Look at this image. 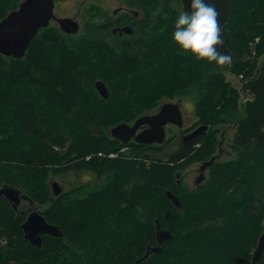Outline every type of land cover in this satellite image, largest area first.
<instances>
[{"label":"trees","instance_id":"trees-1","mask_svg":"<svg viewBox=\"0 0 264 264\" xmlns=\"http://www.w3.org/2000/svg\"><path fill=\"white\" fill-rule=\"evenodd\" d=\"M20 1L0 0V19ZM123 1L145 13L131 35L112 36L113 23L100 20L72 37L50 22L22 58L0 53V186L20 189L63 231L60 238L43 235L39 248L31 245L20 226L29 210H14L0 196V264H133L156 244V219L173 237L137 264H250L264 231V68L257 61L264 53V0H228L232 59L223 65L198 59L172 39L181 0ZM224 71L251 96L242 107ZM188 94L200 122H236L229 140L235 155L213 163L205 183L190 191L176 183L184 168L177 160L207 158L212 137L165 159L141 144L121 151L128 144L108 132L154 110L165 96ZM70 170L96 179L80 195L52 199L48 174ZM167 189L182 209L173 207Z\"/></svg>","mask_w":264,"mask_h":264},{"label":"water","instance_id":"water-1","mask_svg":"<svg viewBox=\"0 0 264 264\" xmlns=\"http://www.w3.org/2000/svg\"><path fill=\"white\" fill-rule=\"evenodd\" d=\"M209 2L214 4L219 14L217 19L223 43L219 45L218 50L230 57V60L227 62L229 63L232 59V54L227 47L229 35L224 28V24L229 17V2L228 0H209ZM54 4L55 0H21L15 9H12L0 19V53L5 56L22 58L38 30L47 27L51 21H55L64 33L78 32L80 30V23L73 17L57 16L54 13ZM181 5L184 11L187 10L188 0H181ZM122 29L130 32L129 27H123ZM94 85L102 97L106 98L108 96V90L103 81L97 80ZM181 116L179 104L167 101L161 104L157 112L142 114L132 124L126 122L117 123L108 132L112 138L118 139L122 143H127L131 138L139 143L162 142L164 139L163 126L169 121L176 123L181 119ZM142 124H148V127L140 132H136L137 128ZM198 129H195L190 136L195 137ZM213 161L214 157L212 156L201 167L204 168ZM176 175L178 176L179 173ZM59 189V185L54 182L52 194L56 195ZM164 194L171 200V204L174 207H181V201L170 190H165ZM0 196L4 197L14 210H17V205L20 201H27L29 203L30 206L27 208L29 212L20 226L24 239L29 241L31 245L39 248L42 244L43 235L54 237H61L63 235L61 227L57 224L49 223L38 211L33 200L22 193L20 189L3 184L0 186ZM171 217L170 210H167L164 214V220L169 223ZM155 231L156 244H148L144 254L137 258L133 264L145 260L149 254L161 252L163 250L162 243L173 237L168 228H161L158 219L155 220ZM263 252L264 231L259 235L252 251L250 264H258Z\"/></svg>","mask_w":264,"mask_h":264},{"label":"flooded vegetation","instance_id":"flooded-vegetation-1","mask_svg":"<svg viewBox=\"0 0 264 264\" xmlns=\"http://www.w3.org/2000/svg\"><path fill=\"white\" fill-rule=\"evenodd\" d=\"M93 3L100 5L102 2H93ZM83 5L84 3L82 4V6ZM135 8L136 7H130L127 4L126 5L121 4V6H117L110 13L103 12L100 18L105 23L108 24L113 23L110 28V33L112 34V36L115 35L118 37H122L124 35H131L133 33L135 26L145 15L143 11L137 10ZM123 27H129L130 32L123 30L122 29ZM259 68L262 70L264 68V63L260 65ZM241 92L244 91L241 90ZM164 101H173L175 103H178L182 116L181 119L176 123L169 121L163 126L164 128L163 141L151 142V143H139L136 142L133 138H131L126 144H128V146L141 144L144 148L148 149V152L152 153L153 156L160 157L163 155L165 159L166 158L172 159L175 158L177 155H180L182 152L187 151L186 149L188 147H191L193 150L202 147L205 140L210 139L209 137H212V146H214V151L207 158H203L200 159L199 161H192V162H189L190 160L189 157H182L181 159L177 160L178 163L184 165V168L181 172H177L179 173V175L178 176L176 175V183L177 184L180 183V177L182 175L181 173L183 171H186L187 169H190V172L187 170L188 172L186 173V177L188 178V181L193 182L191 188L194 189L195 187L205 183L211 171L210 166L213 163H215L218 160H222L226 157H231L235 155L233 149L231 148V146H229V142H230L229 140L232 138L234 134L236 128V122L234 121L232 124L216 123L215 125H211L210 123L207 124L200 122L198 120V117L194 115H188L185 111H183L181 106L184 105L185 109H187L186 108L187 104L184 102L183 98H176L174 100H169V99L162 100L154 110L148 111L144 114H153L157 112L161 104L164 103ZM147 127L148 124H142L137 128L136 132H140ZM197 128H199L197 131V135L195 137H191L190 136L191 133ZM230 130H232L231 133L232 136L229 137L227 133ZM154 149H157L158 152H155ZM212 156L214 157V161L209 165L205 166L204 168H202L201 166L203 165V163L209 160ZM77 172L90 173L88 182L84 183L83 185L77 184L73 186L71 189L64 191L62 190V186L59 184V182H57L56 180H50L49 186H51V192H53L54 182H56L60 187L56 195L52 194L53 196L52 199L64 198L67 192H70L72 197L80 195L82 191L86 188V187L81 188V186H86L88 183L89 184L93 183L96 179L93 173L87 171L70 170L68 172L59 173L56 175L62 176L67 174H77ZM174 195L177 196V194L175 193ZM19 204L17 205V211L21 207L19 206ZM180 209H182V207H180ZM161 228H164V226H161Z\"/></svg>","mask_w":264,"mask_h":264},{"label":"rangeland","instance_id":"rangeland-1","mask_svg":"<svg viewBox=\"0 0 264 264\" xmlns=\"http://www.w3.org/2000/svg\"><path fill=\"white\" fill-rule=\"evenodd\" d=\"M93 2H102L100 5L93 3ZM84 3V5L82 6V4ZM121 4H124L123 0H56L55 4H54V13L57 16H69V17H73L75 18L78 22H80V30L76 33H69L72 35V37H77L83 33L87 34L88 32H90V30H92V26L91 24H89L92 21H100L101 20V15L103 12H108L110 13L114 8H116L117 6H121ZM82 6V7H81ZM91 6H93V10H91ZM95 6V7H94ZM100 9L101 12L99 14H97L96 12H94L95 10ZM137 10H141L140 8H135ZM142 11V10H141ZM67 34V33H65ZM258 37L257 36L254 40H253V44L254 42L258 41ZM108 39H110V36H108ZM250 41V40H249ZM249 45L252 44V42H248ZM258 61V65H262L264 63V53L257 59ZM224 75L226 77V80L230 81L232 83L233 86H235L236 89L239 90L240 92V97H239V104L240 107H242L243 103L247 100L250 99L251 96L248 95L246 92H241L242 89V84L243 82L240 80L239 77H237L236 75H234V73L232 72H228V71H224ZM99 93V92H98ZM170 97L165 96L164 98H162L160 101L162 100H168ZM176 98H183L184 102L187 104L185 109V106H181V108L183 109V111H185L188 115H194L196 117H198V115L195 113L194 111V107H195V96L193 94H188V95H184L183 97H173L169 100H174ZM167 102V101H164ZM160 103V102H159ZM158 106V104H157ZM156 106V107H157ZM234 119V118H233ZM233 119L229 122L230 124H232L234 121ZM204 123V122H203ZM211 124V123H210ZM212 125V124H211ZM232 130H230L227 134L230 136H232ZM140 145V144H139ZM132 147H134V145H130ZM130 146H124L121 151H126L128 148H131ZM54 148H56L57 150H64L65 147H57V146H53ZM140 149L145 150L146 153L148 152V149L144 148L142 145L139 146ZM155 152H158L157 149H154ZM150 155L153 156L152 153H150ZM229 158H233V156L231 157H226L222 160H220L221 162H226L229 161L227 159ZM190 172V169H187ZM183 171L180 177V186L184 189H186L187 191H190L192 188V183L188 181V178L186 177V173L188 171ZM90 173H85V172H77V174H67V175H62V176H57L56 174H48V178H47V183L49 185L50 180H56L57 182H59V184L62 186V190L66 191L68 189H71L73 186L80 184L83 185L84 183L88 182V178H89ZM51 178V179H50ZM92 178V176H91ZM50 190H51V186ZM19 206H21L19 209L21 208H28L30 205L28 202L26 201H20ZM38 210H42L43 207L42 206H37ZM174 207V206H173ZM176 209L177 207H174ZM263 228H264V218H263ZM164 228H166L164 226ZM50 236V235H48ZM54 237V236H51ZM62 237V236H61ZM60 238V237H57ZM3 241H0V244H2ZM253 251V250H252ZM11 264H17L16 262H11Z\"/></svg>","mask_w":264,"mask_h":264},{"label":"clouds","instance_id":"clouds-1","mask_svg":"<svg viewBox=\"0 0 264 264\" xmlns=\"http://www.w3.org/2000/svg\"><path fill=\"white\" fill-rule=\"evenodd\" d=\"M218 15L209 0H188V9L175 19L172 39L198 59L227 63L230 57L218 50L223 43Z\"/></svg>","mask_w":264,"mask_h":264},{"label":"bare ground","instance_id":"bare-ground-1","mask_svg":"<svg viewBox=\"0 0 264 264\" xmlns=\"http://www.w3.org/2000/svg\"><path fill=\"white\" fill-rule=\"evenodd\" d=\"M92 92H93V91H92ZM93 93H94V92H93ZM95 94H96V93H95ZM95 94H94V95H95ZM91 95H92V94H91ZM94 99H96V98H94ZM104 123H105V122H104ZM228 125H229V124H228ZM218 131H219V130H218ZM221 139H222V138H221ZM18 208H19V207H18ZM18 211H19V209H18Z\"/></svg>","mask_w":264,"mask_h":264}]
</instances>
